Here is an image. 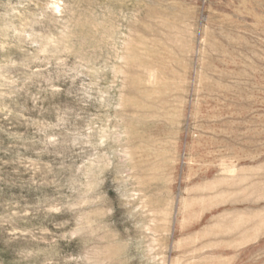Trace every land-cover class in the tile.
Masks as SVG:
<instances>
[{"label":"rangeland","instance_id":"1","mask_svg":"<svg viewBox=\"0 0 264 264\" xmlns=\"http://www.w3.org/2000/svg\"><path fill=\"white\" fill-rule=\"evenodd\" d=\"M0 264H264V0H0Z\"/></svg>","mask_w":264,"mask_h":264}]
</instances>
